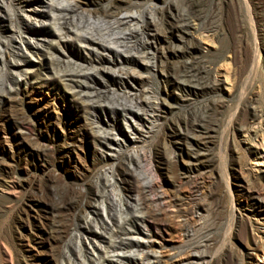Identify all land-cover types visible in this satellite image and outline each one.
<instances>
[{"label":"rangeland","instance_id":"rangeland-1","mask_svg":"<svg viewBox=\"0 0 264 264\" xmlns=\"http://www.w3.org/2000/svg\"><path fill=\"white\" fill-rule=\"evenodd\" d=\"M67 1L78 8L69 18L79 21L123 0ZM131 2L130 13L136 16L133 28L171 7L192 17L190 37L198 44L194 56L208 69L209 79L218 82V89L193 91L197 82L185 74L187 58L171 49L180 40L158 41L155 67L139 64L132 69L143 80L139 90L146 96L142 95L163 101L162 117L147 124L143 137L137 138L118 116L111 126V133L121 141L114 160L100 158L93 140L95 116L83 109L62 78L73 69L64 53L87 56L78 42L54 36L56 49L51 54L28 55V62L15 68L11 65L14 40L26 36V16L36 6L27 0H0V264H82L74 238L77 225L70 227L58 249L50 245L54 216L48 210L47 192L77 193L98 187L104 194L99 203L109 204L129 187L130 196L142 204L136 186L148 178L149 187L165 198L183 191L180 181L190 146L177 133L176 122L198 111L213 115L216 131L203 151L207 162L200 171L205 184L196 230L187 237L177 220L148 219L153 249L166 264L178 263L188 246L199 244L205 254L201 264H264V1ZM40 22L44 29L57 32L51 16ZM131 30L127 35L137 44L142 35ZM252 109L259 110L257 117L249 114ZM133 152L140 163L131 158L139 181L120 177L119 187H104L102 172L116 168ZM164 208L173 214V207L164 204ZM101 214L100 210L98 223Z\"/></svg>","mask_w":264,"mask_h":264},{"label":"bare ground","instance_id":"bare-ground-1","mask_svg":"<svg viewBox=\"0 0 264 264\" xmlns=\"http://www.w3.org/2000/svg\"><path fill=\"white\" fill-rule=\"evenodd\" d=\"M27 2L36 8L31 9L26 16V36H19V40H14V62H11V65L19 68L21 62H28V55L34 56L42 52L51 54L56 49L51 39L54 36L60 41L72 38L78 42L81 51L87 56L80 58L78 54L74 56L70 52L64 53L67 63L72 64L73 69L66 71L62 78L67 82L71 94L79 99L83 109L95 116L93 125L96 132L93 134V140L101 153V159L115 160L118 157L116 149L121 146V141L111 133V126L118 116L124 118L125 126L137 138L143 137L147 124L152 125L162 117L163 101H151L145 97L139 90L143 80L132 69V66L139 64L146 68L155 67L158 41L169 43L167 40L174 37L180 40V43L171 49L187 58L184 65L185 74L197 82L193 91L197 93L218 89V82L209 79L208 69L206 70L194 56L198 44L190 37V31L194 27L192 17H185L178 8L162 10L157 18L151 16L142 27L133 28L136 16L130 13L131 0L112 4L102 11L96 10L93 15L90 13L86 20L83 19L87 17L84 13L86 16H82L79 21L69 18L78 11L76 3L70 4L67 0ZM62 3H65V8ZM48 16H51L52 24L57 26V32L40 26V21ZM131 29H138L142 35L137 44L132 43L127 35ZM77 30L83 32L78 33ZM1 59L3 60V57ZM173 75H176L175 72ZM111 86L114 88L110 89ZM258 111L252 109L249 114L257 117L260 113ZM176 126L180 138L190 146V160L183 180L180 181L184 187L183 191L172 198H165L155 187H149L150 178L147 179L145 173L141 172L148 180L144 181L143 185L136 186L143 199L142 204H139L137 198L130 196L129 187H124V192L118 197L115 195L109 204L104 201L99 203L104 194L98 187H88L77 193L61 194L57 190L47 192L48 210L54 216L50 245L58 249L66 241L70 227L77 225L78 232L74 238L77 239V256L81 258L82 264H166L153 249L152 236L146 222L148 219H163L162 222L165 219L177 220L184 234L187 237L193 236L196 230V214L201 208L199 195L203 192L205 184V175L200 173L202 166L207 162L203 151L216 131V121L209 111H198L180 118ZM130 139L133 141L131 137ZM132 157L137 160V152H133L131 157L128 156L126 161L121 160L116 168L112 166L102 172L105 178L104 187H119L120 177L123 181H127L128 177L140 179L136 167L131 163ZM164 204L174 208L172 215L165 212ZM100 210L102 219L99 224L97 216L100 215ZM103 243L106 246L102 245ZM183 256L184 258L176 264H201L205 259L200 244L188 246Z\"/></svg>","mask_w":264,"mask_h":264}]
</instances>
